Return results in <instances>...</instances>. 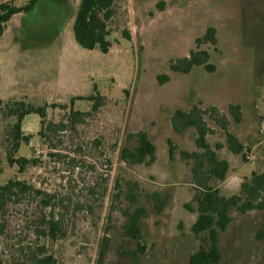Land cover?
<instances>
[{
    "label": "rangeland",
    "instance_id": "obj_1",
    "mask_svg": "<svg viewBox=\"0 0 264 264\" xmlns=\"http://www.w3.org/2000/svg\"><path fill=\"white\" fill-rule=\"evenodd\" d=\"M7 1L21 7L28 0L0 3ZM79 2L41 0L33 12L12 17L0 42V141L11 121L4 113L9 103L66 106L47 110L48 120L58 123L71 109L90 111L93 102L74 98L99 94L106 99L61 144L52 137L56 150L38 136L40 117L26 116L22 129L32 138L17 156L41 163L23 174L9 167L0 144V184L26 181L57 200L55 211L46 210L42 196L32 191L6 204L0 214V261L30 264L26 256L42 245L61 264H95L107 237L104 264H129L122 253L136 245L123 235L124 213L141 207L145 252L139 264H188L200 241L191 231L197 213L190 165L182 152L200 150L196 130L177 133L171 117L193 106L215 108L229 131L250 149L246 162L226 148L218 152L231 166L227 182L217 184L221 196L238 195L244 178L264 172V0H123L110 22L107 39L112 47L107 54L75 41ZM209 28L216 30V43L197 45ZM191 51H207L214 71L197 66L187 74L172 71L171 64ZM235 105L241 107L240 123L230 114L229 107ZM205 119L207 142L212 147L224 144L220 126L210 116ZM140 131L155 144L156 161L129 166L121 152L136 146L129 135ZM49 153L66 158L50 159ZM131 190L135 198H129ZM158 200L165 202L161 212L155 209ZM188 203L193 211L185 207ZM50 211L63 220L61 237L37 241L35 232L44 231L43 216ZM230 215L233 220L220 235L221 264H264V239H257L264 210H231Z\"/></svg>",
    "mask_w": 264,
    "mask_h": 264
},
{
    "label": "trees",
    "instance_id": "obj_2",
    "mask_svg": "<svg viewBox=\"0 0 264 264\" xmlns=\"http://www.w3.org/2000/svg\"><path fill=\"white\" fill-rule=\"evenodd\" d=\"M41 0H28L21 7L15 6L11 1L0 3V42L6 31L7 24L13 16L21 13H31L35 10L37 4ZM123 0H80L73 20L74 39L84 49H98L103 54H107L112 43L107 39L111 32L110 22L117 14L116 6L118 2ZM125 38L130 39L127 31H123ZM203 42L216 43V30L209 28L202 38L196 40L197 45ZM209 53L207 51H191L188 57L178 59L171 64V70L174 72L189 73L194 67H204L208 72L214 71V66L208 64ZM162 79L161 76L158 77ZM166 78V77H165ZM125 93L129 95L126 90ZM88 100L93 105L88 112L74 111L65 115L58 123L48 120L47 110L60 108L67 110L66 106L45 103L42 106H35L27 103L25 100L15 101L7 104L5 115L10 119V123L4 126L5 137L0 141L2 145L6 162L9 167L16 166L18 173L23 174L28 167H35L41 163L40 159H27L17 156L22 145H28L32 138L23 132L22 123L26 116L37 114L40 117V130L38 136L50 150H56L57 145L53 144L52 137L58 140V144L63 142L68 133L75 132L78 127L85 122L87 117L96 114L103 106L106 99L99 94L74 98L75 100ZM2 102L0 100V106ZM230 114L236 123H240L242 118L241 107L239 105L229 107ZM210 116L216 121L225 134V143L212 147L206 140L208 135V126L205 119ZM171 123L173 130L177 133H183L188 129H195L197 133L196 145L200 150L198 152H182V156L186 163L190 165L192 174V186L194 195L192 203L196 205L197 218L191 227L194 236L199 239L198 249L189 257L188 264H221L222 254L220 251V235L228 229L232 222L231 210L240 213H248L255 210H264V172H253L249 178H244L240 185L238 195L224 197L220 195L218 183H223L229 174L230 163L225 159H221L218 152L226 148L231 154L241 156L246 162L247 153L250 149L244 145L232 132L228 129L227 120L220 116L217 109L204 110L198 106H193L189 111L176 110L172 117ZM135 139L136 146L133 149L123 148L121 152L122 162L129 166L147 165L150 166L156 161V146L150 140L148 134L144 131L129 135ZM4 140V142H3ZM169 157L173 159V147L171 140H168ZM50 159L66 158L61 153H49ZM134 188H137L135 186ZM34 191L37 195L42 196L41 206L57 208V200L42 189H36L33 185L26 181L16 179L9 180L5 185L0 184V214H3L6 204L21 197L31 195ZM129 198H135L131 190ZM165 207V202L158 200L156 203V211L161 212ZM185 207L189 211H193L191 204ZM51 213V214H50ZM49 215H44L45 229L37 230L36 240L45 236L52 241H56L61 237V229L63 220L56 213L50 211ZM127 221L123 225V235L134 241L136 248L132 251H124L122 258L127 257L129 264H139V256L144 254L145 245L142 236L141 219L145 214L143 208H137L135 212H125ZM46 230V231H45ZM257 239H264V224L257 233ZM110 240L103 237L100 251L95 264H104L109 249ZM30 264H61L55 257L48 253L42 245H36L34 250L28 257ZM0 264H4L0 261ZM27 264V263H23Z\"/></svg>",
    "mask_w": 264,
    "mask_h": 264
},
{
    "label": "built area",
    "instance_id": "obj_3",
    "mask_svg": "<svg viewBox=\"0 0 264 264\" xmlns=\"http://www.w3.org/2000/svg\"><path fill=\"white\" fill-rule=\"evenodd\" d=\"M250 160L251 159V157L250 156H247V160ZM95 262V259L93 260V263Z\"/></svg>",
    "mask_w": 264,
    "mask_h": 264
},
{
    "label": "crops",
    "instance_id": "obj_4",
    "mask_svg": "<svg viewBox=\"0 0 264 264\" xmlns=\"http://www.w3.org/2000/svg\"><path fill=\"white\" fill-rule=\"evenodd\" d=\"M227 182V179L224 181V183H226Z\"/></svg>",
    "mask_w": 264,
    "mask_h": 264
}]
</instances>
